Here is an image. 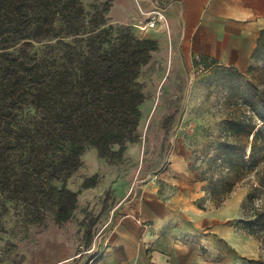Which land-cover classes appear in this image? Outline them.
Segmentation results:
<instances>
[{
    "label": "trees",
    "instance_id": "16d2710c",
    "mask_svg": "<svg viewBox=\"0 0 264 264\" xmlns=\"http://www.w3.org/2000/svg\"><path fill=\"white\" fill-rule=\"evenodd\" d=\"M107 8L91 14L82 0H0V186H48L59 222L77 207L79 192L68 188L67 179L81 165L84 150L90 146L102 157L121 156L137 141L145 100L139 77L159 49L158 39L138 36V28L105 26ZM47 38H58V52L41 65L31 45ZM253 58L251 78L228 67L233 77L218 135L193 167L203 182L205 195L196 202L202 209L203 201L220 207L240 184L248 185L242 209H252L253 215L242 223L259 238L258 230H264V29ZM29 107L34 115L26 113ZM90 186L85 180L83 187Z\"/></svg>",
    "mask_w": 264,
    "mask_h": 264
},
{
    "label": "rangeland",
    "instance_id": "374dc122",
    "mask_svg": "<svg viewBox=\"0 0 264 264\" xmlns=\"http://www.w3.org/2000/svg\"><path fill=\"white\" fill-rule=\"evenodd\" d=\"M82 1L91 14L108 7L105 26L132 31L138 27L114 21L110 13L113 0ZM95 18L101 20L100 13ZM136 34L158 37L150 31ZM57 39L32 41V52H37L41 65L43 58H56ZM157 39L159 49L139 77L145 100L140 105L138 139L128 143L121 156L102 157L90 146L84 150L81 165L67 179L68 188L79 192L77 207L68 220H57V205L48 186L35 184L19 190L14 185L11 190L0 186V264H84L121 207L131 204L150 181L158 184L160 195L166 198L198 202L205 195L200 171L193 166L200 165L204 151L218 135L233 73L213 62L186 61L177 45ZM241 72L247 78L254 76L250 68ZM26 113L34 115L35 110L29 107ZM85 180L92 186L83 187ZM247 192L244 183L220 207L203 201L219 220L216 228L230 226L234 231L237 264H257L264 259V230H258V238L242 223L253 215L252 209H242Z\"/></svg>",
    "mask_w": 264,
    "mask_h": 264
},
{
    "label": "crops",
    "instance_id": "0c3cea01",
    "mask_svg": "<svg viewBox=\"0 0 264 264\" xmlns=\"http://www.w3.org/2000/svg\"><path fill=\"white\" fill-rule=\"evenodd\" d=\"M110 13L122 24L157 14L148 31L177 45L184 60L240 71L254 62L264 29V0H113ZM214 214L190 198L161 196L150 181L121 207L88 264H237L234 231L216 228Z\"/></svg>",
    "mask_w": 264,
    "mask_h": 264
},
{
    "label": "built area",
    "instance_id": "2783aa9c",
    "mask_svg": "<svg viewBox=\"0 0 264 264\" xmlns=\"http://www.w3.org/2000/svg\"><path fill=\"white\" fill-rule=\"evenodd\" d=\"M158 22H159V15L152 14L147 18L145 22L138 24L137 28L140 31H148L149 29H153L157 27Z\"/></svg>",
    "mask_w": 264,
    "mask_h": 264
},
{
    "label": "water",
    "instance_id": "95a60500",
    "mask_svg": "<svg viewBox=\"0 0 264 264\" xmlns=\"http://www.w3.org/2000/svg\"><path fill=\"white\" fill-rule=\"evenodd\" d=\"M173 137H174V136H173ZM173 137H172V138H173ZM152 174H157V171H153ZM152 174H151V175H152Z\"/></svg>",
    "mask_w": 264,
    "mask_h": 264
}]
</instances>
